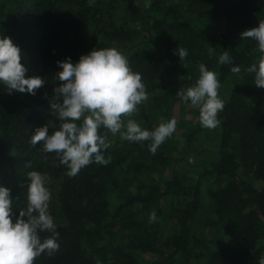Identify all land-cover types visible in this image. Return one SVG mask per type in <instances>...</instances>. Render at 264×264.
<instances>
[{
    "label": "trees",
    "instance_id": "obj_1",
    "mask_svg": "<svg viewBox=\"0 0 264 264\" xmlns=\"http://www.w3.org/2000/svg\"><path fill=\"white\" fill-rule=\"evenodd\" d=\"M141 1L0 0V34L21 48L27 75L47 85L51 73L50 80L57 81L58 61L70 57L75 64L93 49H119L146 85L149 99L130 118L148 130L173 118L185 103L177 93L195 84L204 63L221 84L225 107L219 125L204 128L198 107L187 113L181 108L182 116L190 115L177 121L182 138L175 130L155 155L150 142L108 133L107 165L92 163L68 177L55 153L30 143L37 128L58 123L50 108L55 84L35 96L8 94L0 85V187L11 190L13 220L26 203L27 173L35 170L50 177L49 211L60 233L59 251L41 254L35 264H259L264 89L247 72L261 55L258 44L241 40L240 33L264 20V0ZM120 6L136 11L134 28L115 23ZM61 43L64 51L54 56L53 47ZM179 47L188 51L184 61L174 54ZM225 51L231 65L219 64ZM233 66L241 72L233 74ZM213 147L209 162L190 163V153ZM180 160L199 176L169 174ZM51 235L40 233L42 240Z\"/></svg>",
    "mask_w": 264,
    "mask_h": 264
},
{
    "label": "clouds",
    "instance_id": "obj_2",
    "mask_svg": "<svg viewBox=\"0 0 264 264\" xmlns=\"http://www.w3.org/2000/svg\"><path fill=\"white\" fill-rule=\"evenodd\" d=\"M240 39H251L258 44L256 50L261 55L247 72L253 75L255 86L264 89V20L259 21L258 27L241 32ZM174 54L184 61L188 51L179 47ZM22 60L21 48L11 37L0 34V85L8 94L19 92L35 96L45 81L39 76L29 77V69ZM232 63L228 51L219 56V64ZM57 64L62 70L56 73L59 84L54 88L50 108L58 123L37 128L30 143L42 145L44 153H55L60 164L68 169V177H75L92 163L107 165L109 161L104 152L111 147L108 133L119 134L122 140L129 142H150L148 149L155 155L175 132V118L161 122L154 130L143 128L130 118L137 113L138 106L149 99V94L142 74L133 71L129 59L119 49H93L81 55L75 64L70 57ZM198 67L199 77L195 84L177 94L185 103L190 101L191 106L199 108L202 127L214 129L219 125L218 115L225 107L219 95L221 84L217 73L204 63ZM230 71L239 74L241 68L233 66ZM101 128L106 130L104 134ZM27 177L30 182L26 203L15 220L11 190L0 187V264H35L41 254L46 252L52 256L60 249L57 242L60 233L49 211L52 199L48 187L50 177L35 170L28 172ZM156 218L153 211L150 220ZM42 232L52 235L42 240ZM259 264H264V255Z\"/></svg>",
    "mask_w": 264,
    "mask_h": 264
},
{
    "label": "rangeland",
    "instance_id": "obj_3",
    "mask_svg": "<svg viewBox=\"0 0 264 264\" xmlns=\"http://www.w3.org/2000/svg\"><path fill=\"white\" fill-rule=\"evenodd\" d=\"M145 0H142L141 2L143 3ZM136 18H137V13L136 11H132L130 9H128L126 6H120L119 8L116 9V17H115V23L116 24H119V25H125V26H128V27H133L136 26ZM55 49V52H54V56L58 55V54H62V52L64 51L63 50V44H57L53 47ZM51 75L52 73L48 76L49 78V85L52 86V84H55V87L58 86V81H55L54 77H53V81L50 80L51 78ZM45 81V80H44ZM49 86L47 84H44V86ZM53 90V89H52ZM181 108L187 113V112H190V111H193L196 107H193L191 106V103H184L182 107H180V105L175 109L174 111V115H173V118H175L177 121L179 119H183L184 117L185 118H190V115H185V116H182L181 115ZM176 131H177V136H179L178 138L181 137V133H182V128L179 126V127H176ZM182 138V137H181ZM207 140H209L207 142V144H209L210 146L213 145L214 143V140L210 141L211 138L209 137ZM210 142V143H209ZM191 155V158H190V163L191 164H202V163H207L209 161L207 160H210L212 159V157H214L215 155V147L213 148H210L208 153H203L202 154L198 151H194L193 153H190ZM182 157V156H181ZM181 157H178L177 155V158L181 159ZM181 161V160H180ZM174 170H179L180 172L183 171L187 174H190V175H193V176H196L198 177L199 176V171L197 172H193L189 169V167H187V165H185V162L184 161H181L180 163H176V162H173L170 167L168 168V173H173L172 171ZM155 257L153 256L152 258H150V261L154 260Z\"/></svg>",
    "mask_w": 264,
    "mask_h": 264
}]
</instances>
